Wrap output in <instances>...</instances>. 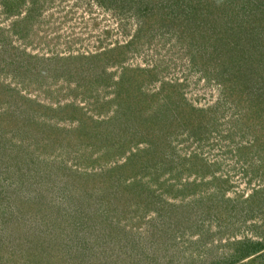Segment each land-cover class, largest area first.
<instances>
[{
	"label": "rangeland",
	"instance_id": "1",
	"mask_svg": "<svg viewBox=\"0 0 264 264\" xmlns=\"http://www.w3.org/2000/svg\"><path fill=\"white\" fill-rule=\"evenodd\" d=\"M191 1L0 0V264H264V0Z\"/></svg>",
	"mask_w": 264,
	"mask_h": 264
},
{
	"label": "crops",
	"instance_id": "2",
	"mask_svg": "<svg viewBox=\"0 0 264 264\" xmlns=\"http://www.w3.org/2000/svg\"><path fill=\"white\" fill-rule=\"evenodd\" d=\"M170 141H172L171 140V138H170ZM170 146H172V149L174 150V146H173V144H170V145H168V147H170ZM170 154V156L172 157V153H169ZM178 160H180V161H182V162H193L194 160H192V159H186V158H183V157H181V159H178ZM179 161V162H180Z\"/></svg>",
	"mask_w": 264,
	"mask_h": 264
},
{
	"label": "trees",
	"instance_id": "3",
	"mask_svg": "<svg viewBox=\"0 0 264 264\" xmlns=\"http://www.w3.org/2000/svg\"><path fill=\"white\" fill-rule=\"evenodd\" d=\"M198 3H200V0H198V1H194V0H192L191 1V3L189 4V5H187L189 8H194L195 6H199L198 5ZM238 33V32H237ZM237 33H236V35H237ZM225 44V43H224ZM121 50V49H120ZM98 96V95H97ZM99 97V96H98Z\"/></svg>",
	"mask_w": 264,
	"mask_h": 264
}]
</instances>
